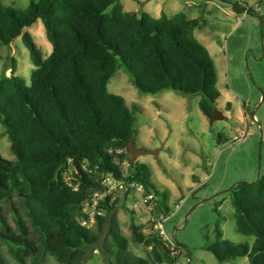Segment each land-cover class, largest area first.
<instances>
[{
    "label": "trees",
    "instance_id": "obj_1",
    "mask_svg": "<svg viewBox=\"0 0 264 264\" xmlns=\"http://www.w3.org/2000/svg\"><path fill=\"white\" fill-rule=\"evenodd\" d=\"M37 19L52 46L45 57L26 30ZM203 24L184 12L153 17L127 11L119 0H32L24 8L0 0V42L8 45L21 35L34 65L30 85L15 74L14 63L9 74L0 76V123L15 156L9 160L0 154V203L11 205L16 226L15 231L1 218L0 237L19 263L32 256L33 264H40L48 253L64 264H83L99 247L107 264H179L158 233L139 231L143 223L134 216L133 239L150 247V255L131 254L117 217L118 197L100 203L104 212L92 226L81 219L84 201L103 188L106 174L142 182L160 197L157 209L168 215L167 192L154 186L149 166L134 162L128 174L121 166L128 158L126 143L136 134L135 118L107 83L122 67L138 91L198 95L200 110L211 116L221 92L214 60L194 35ZM219 136L217 141H223ZM229 191L236 228L254 241L224 239L216 225V238L204 249L219 262L247 256L248 264H264V172ZM0 264H7L1 256Z\"/></svg>",
    "mask_w": 264,
    "mask_h": 264
},
{
    "label": "rangeland",
    "instance_id": "obj_2",
    "mask_svg": "<svg viewBox=\"0 0 264 264\" xmlns=\"http://www.w3.org/2000/svg\"><path fill=\"white\" fill-rule=\"evenodd\" d=\"M30 1L2 0L14 8H24ZM134 1L153 17L184 12L188 18H202L204 24L194 29V35L214 60L221 92L216 107L223 111L224 118L210 124L198 106V95H184L170 89L140 92L126 71L118 67L107 88L121 95L133 113L135 147L150 151L136 157L131 164L146 163L154 186L167 192L170 211L162 226L169 241L181 246L179 264H248L247 256L219 262L204 245L215 240L216 225L224 239L250 245L254 241L253 236L241 234L236 228L229 189L236 182L253 181L264 172V0ZM234 5L240 11H235ZM26 30L42 55L47 56L52 46L41 20L37 19ZM12 63L15 74L30 85L34 65L21 35L8 45L0 42V76L10 73ZM241 130H247V135L234 141V135ZM218 136L224 140L218 142ZM0 154L5 159H15L1 123ZM128 165L126 159L121 163L126 174L130 173ZM116 197L119 198L117 217L122 234L129 240V251L148 258L150 247L134 241L131 221L134 216L136 223H143L139 231L145 235L158 233L150 214L144 208L133 209V199L128 193ZM13 203L30 238L36 241L37 234L22 211L20 199L14 197ZM11 208L9 203H0V220L3 218L16 231ZM105 239L103 233L102 242ZM0 256L7 264H33L32 256L19 263L1 237ZM44 263L64 264L48 253L40 260V264ZM83 264L107 263L97 247Z\"/></svg>",
    "mask_w": 264,
    "mask_h": 264
},
{
    "label": "built area",
    "instance_id": "obj_3",
    "mask_svg": "<svg viewBox=\"0 0 264 264\" xmlns=\"http://www.w3.org/2000/svg\"><path fill=\"white\" fill-rule=\"evenodd\" d=\"M246 135L247 130L238 131L237 134L234 135L233 140L242 139ZM102 184L103 188L101 190L93 191L84 201L86 216L81 219L82 225L87 227L92 226L95 223L97 215L103 214L104 210L100 207L102 201H105L107 198L113 200L119 194L128 193L129 195H133V209L141 211V209L144 208V210L150 214V218L154 222L153 226L168 247L170 255H180L181 247L169 241L163 231L162 221L167 215L162 210L157 209L160 197L154 191H147L144 184L134 178L116 179L111 174L103 176Z\"/></svg>",
    "mask_w": 264,
    "mask_h": 264
},
{
    "label": "water",
    "instance_id": "obj_4",
    "mask_svg": "<svg viewBox=\"0 0 264 264\" xmlns=\"http://www.w3.org/2000/svg\"><path fill=\"white\" fill-rule=\"evenodd\" d=\"M261 23H262V21H261ZM223 118H224V113H223L222 110H220L218 108H215L214 109V113L211 116H208L210 124L213 123V121H215L217 119H223ZM125 148H126V152L128 153V158L126 159L128 164H131L134 161V159L136 157H138L139 155L150 153V151H148L146 149H137L135 147V144H134V138L130 139L126 143V147ZM233 185L230 187V189L233 187Z\"/></svg>",
    "mask_w": 264,
    "mask_h": 264
},
{
    "label": "crops",
    "instance_id": "obj_5",
    "mask_svg": "<svg viewBox=\"0 0 264 264\" xmlns=\"http://www.w3.org/2000/svg\"><path fill=\"white\" fill-rule=\"evenodd\" d=\"M120 4L122 5V7L127 10V11H139V10H144L142 8H140L139 6V2L138 1H134V0H124V2H122L121 0H119ZM122 2V3H121ZM128 7V8H127ZM144 12H147V10H144ZM161 13V12H160ZM187 16V15H186ZM155 17H158V16H155ZM133 198V195H130V199Z\"/></svg>",
    "mask_w": 264,
    "mask_h": 264
}]
</instances>
